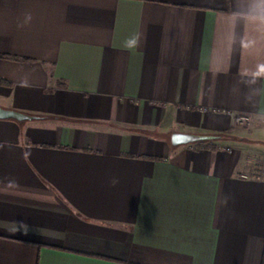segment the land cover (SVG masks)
<instances>
[{
  "label": "crops",
  "instance_id": "crops-1",
  "mask_svg": "<svg viewBox=\"0 0 264 264\" xmlns=\"http://www.w3.org/2000/svg\"><path fill=\"white\" fill-rule=\"evenodd\" d=\"M0 108V264H264V0H0Z\"/></svg>",
  "mask_w": 264,
  "mask_h": 264
},
{
  "label": "water",
  "instance_id": "water-1",
  "mask_svg": "<svg viewBox=\"0 0 264 264\" xmlns=\"http://www.w3.org/2000/svg\"><path fill=\"white\" fill-rule=\"evenodd\" d=\"M0 118H14L16 120H25L29 119L30 116L16 111L5 110L0 108ZM183 139H185V137H183Z\"/></svg>",
  "mask_w": 264,
  "mask_h": 264
},
{
  "label": "built area",
  "instance_id": "built-area-1",
  "mask_svg": "<svg viewBox=\"0 0 264 264\" xmlns=\"http://www.w3.org/2000/svg\"><path fill=\"white\" fill-rule=\"evenodd\" d=\"M247 120V118H244V117H242V118H240V121H246Z\"/></svg>",
  "mask_w": 264,
  "mask_h": 264
},
{
  "label": "clouds",
  "instance_id": "clouds-1",
  "mask_svg": "<svg viewBox=\"0 0 264 264\" xmlns=\"http://www.w3.org/2000/svg\"><path fill=\"white\" fill-rule=\"evenodd\" d=\"M113 183H116V181L114 180Z\"/></svg>",
  "mask_w": 264,
  "mask_h": 264
}]
</instances>
